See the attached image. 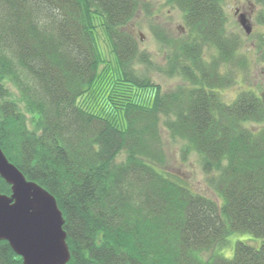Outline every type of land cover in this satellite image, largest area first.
Segmentation results:
<instances>
[{
    "label": "trees",
    "instance_id": "1",
    "mask_svg": "<svg viewBox=\"0 0 264 264\" xmlns=\"http://www.w3.org/2000/svg\"><path fill=\"white\" fill-rule=\"evenodd\" d=\"M249 1L264 24V0ZM166 3L187 27L168 55L169 72L183 79L171 90L136 67L152 59L123 29L148 0H0V145L56 197L67 264H264V243L238 241L232 257L218 251L234 233L264 239V98L251 88L223 97L237 81L224 66L245 61L222 0ZM256 48L264 62V33ZM163 130L216 172L220 203L159 168ZM0 192L12 193L1 176ZM0 264H23L7 240Z\"/></svg>",
    "mask_w": 264,
    "mask_h": 264
},
{
    "label": "rangeland",
    "instance_id": "2",
    "mask_svg": "<svg viewBox=\"0 0 264 264\" xmlns=\"http://www.w3.org/2000/svg\"><path fill=\"white\" fill-rule=\"evenodd\" d=\"M227 14L226 29L231 38L238 39L239 50L237 53L244 63L235 61L224 66L223 71L231 70L235 81L231 86L222 88L223 97L232 102L241 90L254 89L264 98V62L260 60L256 48V38L264 33V24L258 23L257 17L261 6L249 0H222ZM150 7L140 9L135 17L123 28L131 33L137 40L140 50L150 54L151 64L136 67L150 79L163 86L164 90H171L183 83L179 74L170 73L168 55L173 54L177 43L187 34L184 14L181 9L166 3V0H148ZM237 11L244 12L249 18L252 27L247 33L239 22ZM98 41L107 60L116 65L111 44L101 26L98 27ZM171 44V45H170ZM205 54L208 60L216 54L215 50L207 47ZM163 139L167 152V162L159 167L163 172L181 180L193 191L204 194L216 202H221L218 192L212 187L213 177L216 172H205L201 163V155L190 150L186 154L184 148L187 141L183 138L172 137L167 130H163ZM238 241H245L256 247L264 243V239L254 236L250 232L234 233L228 237V244L218 251L227 257H232L234 246ZM212 252H204V258Z\"/></svg>",
    "mask_w": 264,
    "mask_h": 264
},
{
    "label": "water",
    "instance_id": "3",
    "mask_svg": "<svg viewBox=\"0 0 264 264\" xmlns=\"http://www.w3.org/2000/svg\"><path fill=\"white\" fill-rule=\"evenodd\" d=\"M239 22L249 34L245 13ZM0 176L11 185V195L0 192V240H7L23 264H67L72 252L64 216L56 197L7 157L0 145Z\"/></svg>",
    "mask_w": 264,
    "mask_h": 264
},
{
    "label": "flooded vegetation",
    "instance_id": "4",
    "mask_svg": "<svg viewBox=\"0 0 264 264\" xmlns=\"http://www.w3.org/2000/svg\"><path fill=\"white\" fill-rule=\"evenodd\" d=\"M238 9H236V14H239L240 11L237 12Z\"/></svg>",
    "mask_w": 264,
    "mask_h": 264
}]
</instances>
